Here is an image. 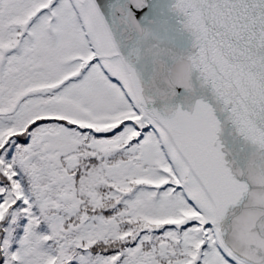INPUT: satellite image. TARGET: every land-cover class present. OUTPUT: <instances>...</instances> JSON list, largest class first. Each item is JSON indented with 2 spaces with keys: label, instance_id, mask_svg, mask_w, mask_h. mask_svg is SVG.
I'll use <instances>...</instances> for the list:
<instances>
[{
  "label": "snow or ice",
  "instance_id": "obj_1",
  "mask_svg": "<svg viewBox=\"0 0 264 264\" xmlns=\"http://www.w3.org/2000/svg\"><path fill=\"white\" fill-rule=\"evenodd\" d=\"M0 264H264V0H0Z\"/></svg>",
  "mask_w": 264,
  "mask_h": 264
}]
</instances>
